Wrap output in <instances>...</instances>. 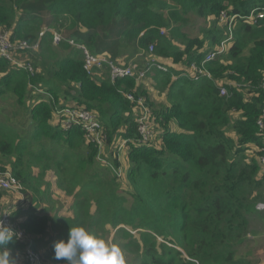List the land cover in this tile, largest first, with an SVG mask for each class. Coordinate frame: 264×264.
I'll list each match as a JSON object with an SVG mask.
<instances>
[{"label":"trees","instance_id":"obj_1","mask_svg":"<svg viewBox=\"0 0 264 264\" xmlns=\"http://www.w3.org/2000/svg\"><path fill=\"white\" fill-rule=\"evenodd\" d=\"M37 3L44 10L34 16ZM261 9L264 0H0V27L11 30L12 41H34L45 13L58 23L54 27L67 28L64 38L92 54L108 56L114 42L110 35L121 27L116 50L121 46L145 53L153 45L154 57L168 67L166 72L152 69L140 84L131 78L112 82L105 73L87 76L82 51L66 42L55 46L49 32L33 57L34 76L0 59V100L12 98L21 114L16 125L0 119V158L17 157L14 162L7 159L9 168L0 159V167L11 171L23 192L44 198L50 184L41 180L37 185L38 177L28 172L25 160L41 172L50 152L55 164L63 147L58 169L54 165L55 187L71 197L73 205L66 216L52 219L54 232L61 230L45 261L63 263L53 258V245L67 240L70 228L80 227L96 237L113 234L111 243L126 264H248L237 247L244 242L248 213L260 201L254 196L263 185L257 122L264 108V91L259 89L264 78V18L256 25L241 18L234 21L232 43L206 66L211 79L194 82L184 69L225 40L228 27L219 26L221 12L238 17ZM117 53L109 58L117 60ZM29 84L45 90L52 102L35 97ZM220 86L227 95H220ZM153 88L164 93L165 105L149 99ZM121 89H137L145 97L158 145L140 141L132 104ZM67 95L75 106L98 114L122 179L96 162L98 149L81 129H64L54 120V106ZM14 135L20 139L15 141ZM124 146L126 153L119 156ZM43 184L46 190L40 192ZM47 211L41 207V215L30 212L20 222L36 247L48 234ZM9 247L22 251L16 241Z\"/></svg>","mask_w":264,"mask_h":264},{"label":"built area","instance_id":"obj_2","mask_svg":"<svg viewBox=\"0 0 264 264\" xmlns=\"http://www.w3.org/2000/svg\"><path fill=\"white\" fill-rule=\"evenodd\" d=\"M220 21L227 25L228 30L231 31V26L234 24L235 19L241 18L246 23L251 25H256L259 19L264 18V9L253 10L247 16H228L225 12H221L219 15ZM51 33L52 43L57 46L60 43L66 42L71 47L75 49H80L82 51V62L83 70L87 76L97 75L98 72H102L109 75V79L114 82L121 78H131L140 84L144 81L147 74L151 72L152 69L160 70L163 72L168 71V67L157 60L154 55V46L149 45L147 51L145 52L146 58L144 59V65L141 66H127L117 64L115 61L111 60L107 54H92L87 48L82 44H76L72 40L63 37L61 31H56L53 29L41 30L37 34V38L28 42L25 40H11V30L0 27V59H4L15 69H21L27 73L29 77L34 76L37 69L32 63L33 57L37 55L40 50V39L45 33ZM232 32L227 39L223 40L219 47L207 53L203 60L199 63H192L184 69V75L194 82H198L201 78L211 79L210 73L206 68L207 64L214 61L217 56H219L228 45L231 44ZM29 87L33 90L35 96L45 94L50 98L45 90L41 89L39 86L29 84ZM259 89L264 91V78L262 79ZM220 95H227L226 89L223 86L219 88ZM131 100V98H128ZM142 98H139L138 105H140V110H138L134 115V121L136 123L137 134L140 137V141L144 143H153V140L157 136L156 130L153 126V121L151 118L150 111L144 107ZM132 102V101H131ZM135 103V102H132ZM54 116L56 123L60 124L64 129H70L72 127L81 129L84 133L85 140L95 145L98 149L97 160L102 161L101 155L106 152L109 147L107 142V137L103 132L102 123L99 120L98 114L95 111H90L84 107L77 106H54ZM258 126V136L261 138V145L258 147V164H259V177L264 176V108L259 116L257 122ZM106 162V161H105ZM107 165H109L106 162ZM24 187L19 183V181L13 176L9 169H3L0 167V192L5 191L14 195L22 197L24 199ZM256 209L260 212L264 211V205H257ZM12 211V209H10ZM0 221L6 226L14 230L19 234V238L15 241L22 246V258L25 264H51L45 261L44 256L39 251V249L34 245V240L32 236L27 234L22 228L20 223L11 217V212L7 209L1 212ZM61 264H64L61 263Z\"/></svg>","mask_w":264,"mask_h":264},{"label":"rangeland","instance_id":"obj_3","mask_svg":"<svg viewBox=\"0 0 264 264\" xmlns=\"http://www.w3.org/2000/svg\"><path fill=\"white\" fill-rule=\"evenodd\" d=\"M37 5L39 6V8H37L36 11L33 13L34 16H36V14L40 15L41 11L44 10L40 6V4L37 3ZM34 16H32V18H34ZM41 17H42L41 21L37 24V28H39L37 33H39L41 30L51 28V29H54L56 31L57 30L61 31V33H64L66 35L68 34V30H67V28H65V26L54 27L53 25L58 24V23L53 21L49 15L42 13ZM238 20L239 19L236 18L235 22L237 23ZM222 25H226V24H224V22L222 23L220 21L219 26H222ZM233 28L234 27L232 25L230 28L231 31H233ZM120 30H121V27L117 28L116 30H113L112 34L110 35L111 39L114 42L111 43V45L113 47H109L110 50L108 51V54H109L108 56L109 57L113 56L115 58L116 51H117L118 56L116 58L117 60H115V62L117 64L127 65V66H129V65L134 66L135 65L137 67L141 66V64L144 63V61H145L144 59L146 58V54L144 52L137 51L133 48H130V49L121 48V46H120V48H118V50H116L117 48L115 46L118 43L117 39L119 37L118 34L120 33ZM231 31L224 30L223 34H224L225 39H227V37H229L231 35ZM196 32H197V30L194 31L192 34H190V36L191 37L196 36ZM99 34H100V37L102 38V36H103L102 31H100ZM78 35H79V37H82L81 32H79ZM231 43H232V41H231ZM98 46H100V44ZM142 65H144V64H142ZM179 68H181V67H179ZM19 70H21V69H19ZM98 75H104V73L98 72V74L95 76L98 77ZM107 77H109L108 73H107ZM151 83H152V81H151ZM144 89L147 91L150 90V88H144ZM120 93L127 101L135 102V103L131 102L132 112L134 115L138 110H140V105H138V101H137L139 98H142L141 101L143 102L144 107L147 108V111L149 110L150 113H152L150 107L147 104V101H145V97L143 95H141L140 93H138L137 89L131 90L129 92H126V91L121 89ZM148 96H149V99L157 105H160V104L165 105L167 103L165 100V97H164V93L158 94L154 88L152 91H149ZM128 98H131V100H129ZM38 99L47 100L48 97H47V95L42 94V95H39ZM63 104L67 105V106H75V103L73 102V100L71 99V97L69 95H67V98H62L59 100L58 106H61ZM2 114H3V116H2ZM20 115L21 114H20V112L18 113V110H17L12 98L0 100V119L3 118V120H9L14 125H16L18 123V120L21 119ZM52 123H54V121ZM26 125H27V129H28L29 124L27 123ZM157 131H156L157 136L153 140V143L155 145H158L160 143L159 137H158L159 133ZM14 136L16 137V135H14ZM19 139L16 137L15 141H18ZM57 143L58 142H54V147L52 148V150L57 148ZM124 148H125V146L121 148V153H119V156H121V154L123 155L126 153V150ZM32 150H33L32 151L33 154H35L34 151L37 150L36 145L32 148ZM61 150L62 151L60 153V157L56 158L54 160V161H56L55 164H56L57 169H58L57 162L62 161L61 156L63 153V147H61ZM111 150H112V146H109L107 148L106 152H104L101 155L102 161L99 162L97 160L96 162H98L100 165L102 164L103 167H106L107 169H109L110 172L112 174H115L119 179H122V177H123L122 168L119 171H117L116 168L113 166V162L111 161V157H110ZM54 151L56 153L58 152L57 150H54ZM52 153L53 152H50L49 157L44 161V163L48 164V166L43 167L41 169V172H39V170L34 167L35 164H33V163L28 164V160L27 159L25 160V164L27 165L26 168H27L28 172L30 174H32V177H33V175L35 177H38V184L37 185L40 184L41 180H44L45 183L47 182L48 184H50V186H49L50 189L48 191L49 192L48 196H46L47 195V192H46L44 198L41 197L40 199L38 197L35 199L34 196L24 192V196H25L26 201L24 199L23 203L20 205V207L21 206L24 207L26 211H30L34 214H40V215H41V207H48L47 212H48V216H49L50 222H51V223H49L50 227H49L47 238H46V239H48V241L42 240L37 246V248L38 247L42 248V245L45 244L47 246V249H44L43 250L44 252L49 250V248L52 246L51 243L54 241L55 235H58V232H60V230H61L58 227L57 231L54 232V224H53L54 222L52 221V219L53 218L55 219L56 215H57V217L62 216V215L66 216L67 215L66 210L69 208L70 212H71L72 211L71 207L73 205V204H71V201H72L71 197L67 196L63 191L56 190L57 187H55V186H57V185L55 184V181H56L57 177H56V171L54 168L55 164L53 162ZM25 156L27 157V155H25ZM26 157H24L23 159H25ZM34 157H35V155L32 157L31 161H34ZM9 158H7V159H9L11 162H14L17 157L14 154H11ZM0 159H2L8 165L9 160H7L6 158H0ZM105 161L109 165H107ZM112 166H113V169H112ZM8 168H9V165H8ZM258 176H259V170H258ZM262 178H263L262 188H261L259 194L254 196V197H258L260 199V201L258 203H256L255 206L253 207V209H251V212L248 213L249 223L247 225V231H246V235L244 238V242L242 244H240V246L237 247L239 249L238 255L240 257H242L243 259H246L248 261V264H264V211L260 212L256 209L257 205H264V176ZM34 179H37V178H34ZM119 182L124 183L123 180H121ZM122 186L125 188V184H122ZM41 190H43L45 192L46 186L44 184L41 185L40 192H41ZM8 194L9 193H7L5 191L0 192V203H1V201H7V202L11 203L12 201H14V199H16L13 194H11V193L9 195ZM40 194H42V193H40ZM31 197H33L32 201H30ZM15 202H17V201H15ZM8 206H9L8 203H6L5 206H3L1 208L0 212L7 210ZM8 210L11 212V217L13 219H15V214H13V212L10 209H8ZM37 210H39V211H37ZM112 235L109 236L108 238L105 235L104 236L99 235L97 238L104 240L109 246H113L112 245L113 243H111ZM44 241H46V242H44ZM166 243L168 244V242H166ZM168 245H170V244H168ZM8 251L12 252L9 249H8ZM20 254H21V258H22V252H20ZM10 258L12 259V257H10ZM22 262H23V258H22ZM124 264H126V263H124Z\"/></svg>","mask_w":264,"mask_h":264},{"label":"clouds","instance_id":"obj_4","mask_svg":"<svg viewBox=\"0 0 264 264\" xmlns=\"http://www.w3.org/2000/svg\"><path fill=\"white\" fill-rule=\"evenodd\" d=\"M18 238V233L0 221V264H16L15 259L10 258L7 246ZM53 250V258L64 264H124L119 247L109 246L80 227L70 228L67 240L56 241Z\"/></svg>","mask_w":264,"mask_h":264},{"label":"crops","instance_id":"obj_5","mask_svg":"<svg viewBox=\"0 0 264 264\" xmlns=\"http://www.w3.org/2000/svg\"><path fill=\"white\" fill-rule=\"evenodd\" d=\"M163 63H164V61H162ZM179 67H176V66H174V69L175 70H179L178 69ZM230 85H234V84H231L230 83ZM38 98H39V96H38ZM64 105V104H63ZM107 150V149H106ZM57 190V189H56ZM9 195V194H8ZM14 195V194H13ZM14 197L16 198V199H14V201H12L11 203H9V202H7V201H1V203H0V211H1V208L3 207V206H5V204L6 203H8V209H12V212H13V214L14 213H16L18 210H20V213L19 214H16L15 215V220H17L19 223L22 221V219H24L27 215H28V213H30V211H26L25 210V208L24 207H20V205L23 203V201H24V199H25V197H24V199H23V201H21L22 200V197L20 198L19 196H17V195H14ZM15 201H17V202H15ZM25 201H26V199H25ZM37 211H39V210H37ZM1 213V212H0ZM37 215H40V214H37ZM47 238V236H45L44 238H43V240H46V241H48V239H46ZM46 241H44V242H46ZM9 250H11L12 252H9L10 253V257H12V259H15V262H16V264H25L24 263V261L22 262V258H21V254H20V251L19 250H15L14 248H8ZM38 249H39V251L42 253V255H44L45 254V252L43 251L44 249H47V246L45 245V244H43L42 245V248H39L38 247ZM41 249V250H40ZM43 251V252H42Z\"/></svg>","mask_w":264,"mask_h":264}]
</instances>
